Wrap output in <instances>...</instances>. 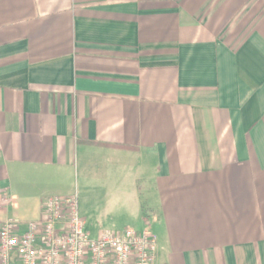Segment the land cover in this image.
Returning <instances> with one entry per match:
<instances>
[{
	"label": "crops",
	"instance_id": "crops-1",
	"mask_svg": "<svg viewBox=\"0 0 264 264\" xmlns=\"http://www.w3.org/2000/svg\"><path fill=\"white\" fill-rule=\"evenodd\" d=\"M49 196L264 264V0H0V225Z\"/></svg>",
	"mask_w": 264,
	"mask_h": 264
},
{
	"label": "built area",
	"instance_id": "built-area-1",
	"mask_svg": "<svg viewBox=\"0 0 264 264\" xmlns=\"http://www.w3.org/2000/svg\"><path fill=\"white\" fill-rule=\"evenodd\" d=\"M40 220L20 232L17 220L0 225V264H158L157 243L149 230L84 231L75 196L42 199Z\"/></svg>",
	"mask_w": 264,
	"mask_h": 264
},
{
	"label": "rangeland",
	"instance_id": "rangeland-1",
	"mask_svg": "<svg viewBox=\"0 0 264 264\" xmlns=\"http://www.w3.org/2000/svg\"><path fill=\"white\" fill-rule=\"evenodd\" d=\"M78 206L80 215L85 218L84 231L91 239L97 238L100 231L120 233L125 229L135 231L149 230L148 227L142 228L139 218L134 219L133 217H126L122 215L90 217L87 211L84 210L85 208H83L82 203H79Z\"/></svg>",
	"mask_w": 264,
	"mask_h": 264
}]
</instances>
